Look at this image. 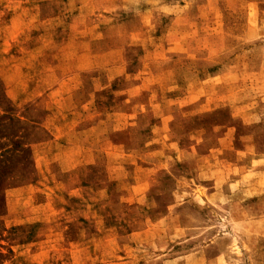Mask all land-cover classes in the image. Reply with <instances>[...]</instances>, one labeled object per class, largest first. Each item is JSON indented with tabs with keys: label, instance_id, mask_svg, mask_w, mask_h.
I'll list each match as a JSON object with an SVG mask.
<instances>
[{
	"label": "rangeland",
	"instance_id": "obj_1",
	"mask_svg": "<svg viewBox=\"0 0 264 264\" xmlns=\"http://www.w3.org/2000/svg\"><path fill=\"white\" fill-rule=\"evenodd\" d=\"M0 264H264V0H0Z\"/></svg>",
	"mask_w": 264,
	"mask_h": 264
},
{
	"label": "crops",
	"instance_id": "obj_2",
	"mask_svg": "<svg viewBox=\"0 0 264 264\" xmlns=\"http://www.w3.org/2000/svg\"><path fill=\"white\" fill-rule=\"evenodd\" d=\"M109 76H107V83H110L112 81H114V79L117 78L116 75L112 74L110 75L108 73ZM105 76L101 77L104 79ZM101 78H97L101 79ZM147 80H149V78H145V83L144 86L142 87V91H149L150 87L149 85H147ZM84 84L83 81L81 80V83L79 85V87H75V89L73 91H76V93H74L73 95H70L68 97V100H70V98L72 97V101L76 100L77 102L80 103V105L83 107L85 106L87 109L89 106V100H87V97H85V93L86 91L83 90L84 89ZM105 88L100 87L99 89H96V92H101V90H104ZM83 90V91H82ZM141 91V92H142ZM92 95V94H91ZM143 95H136V96H131L129 98H126L120 102H118L116 100V104L115 106H112L110 109L107 108V116L108 119H104V117H102V114L100 113L99 110H94V116H90L89 119L91 121L90 124H92V129L93 127H99L101 125L105 126L106 129H109L110 132L109 134H113L115 132L118 131H122V130H128V129H133L138 127V120L139 118H141L144 115H148L151 111H153V109L156 110H160L161 112H163L162 114V118H161V122H163L162 124H164L165 126H167V131L161 135H151L148 134L147 136H144V139L146 140L145 143V148H144V152L143 153H139V155H137L138 153L136 152V150L132 151V154L136 153V159L137 160H142L145 164H148V160H157V157H160V161L162 165L165 166H170L172 164H174V162H179L181 159H179L180 155L183 154V150L180 148L179 145V140L176 138V134H174V129L173 126H175L176 124H174L177 121L176 118V112L177 110H181L183 108V98L180 96H175V105H173V107H167L163 104H159V105H152L150 103L147 102H141L140 98ZM189 98H193L194 96H187ZM79 98H82L79 99ZM188 98V99H189ZM74 103V102H73ZM191 104V103H190ZM193 104V102H192ZM78 107V105L76 106ZM153 108V109H152ZM183 110V109H182ZM149 126V125H148ZM108 134V132H107ZM108 134V135H109ZM167 141H169L167 143ZM159 146L161 148V150L159 151H155L153 149L154 146ZM168 150V151H167ZM143 151V150H142ZM164 159V160H162Z\"/></svg>",
	"mask_w": 264,
	"mask_h": 264
}]
</instances>
